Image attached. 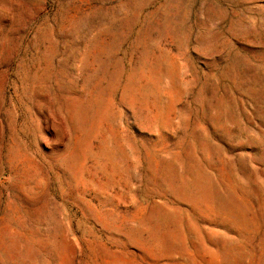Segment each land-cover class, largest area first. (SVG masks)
<instances>
[{
	"label": "rangeland",
	"instance_id": "374dc122",
	"mask_svg": "<svg viewBox=\"0 0 264 264\" xmlns=\"http://www.w3.org/2000/svg\"><path fill=\"white\" fill-rule=\"evenodd\" d=\"M0 264H264V0H0Z\"/></svg>",
	"mask_w": 264,
	"mask_h": 264
}]
</instances>
